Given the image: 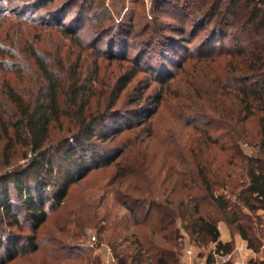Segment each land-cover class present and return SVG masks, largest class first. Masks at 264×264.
Masks as SVG:
<instances>
[{
	"label": "trees",
	"instance_id": "obj_1",
	"mask_svg": "<svg viewBox=\"0 0 264 264\" xmlns=\"http://www.w3.org/2000/svg\"><path fill=\"white\" fill-rule=\"evenodd\" d=\"M201 2L208 6L201 15L214 23L212 37L219 38L203 40L191 52L186 50L184 60L172 61L182 72L175 78L177 84L185 85L182 92L173 88V75L166 77L168 70L146 66L140 57L131 59L113 52L108 56L96 48L91 71L85 68L87 56L83 53L92 47L83 41L76 26L61 19L39 24L56 29L60 38L75 42L81 50L75 64H70L60 46L51 59L32 43L24 53L37 65L35 82L21 90L8 82L0 92L2 155L8 165L18 146L26 155L24 166L7 168L0 175V264L39 252L48 258L43 264L74 260L103 264L102 255L78 258L74 252L83 246H64L52 236L49 242L56 248L44 249L41 229L62 207L70 188L91 171L116 164V180L142 174L136 166L144 164L138 160L131 165L132 170L117 162L127 146L113 149L111 144L135 129L148 131L150 138L159 136L152 118L171 96L178 99L182 110H196L202 118L196 125L188 124L200 136L194 140L196 145L189 147L191 155L182 157L187 168L176 172L180 177L163 200L132 198L130 194L119 197L136 229L131 235L121 233L122 219L102 225L99 233L110 232L96 247L106 244L117 264H180L184 230L196 245L213 244L216 253L232 255L227 262L217 263L212 249L204 257L205 264H234V242L222 239L217 224L222 220L236 229L248 248L260 250L253 218L243 209L250 213L264 210V0ZM102 13L96 18L103 24L107 14ZM229 26L241 33L234 36L235 46H214L233 35L226 30ZM183 42L191 41L184 38ZM102 59L128 66L104 82L100 78ZM140 74H144L143 79L128 92ZM252 121L253 130L249 126ZM211 130L220 134L214 137ZM54 131L61 135L54 136ZM208 146L217 147L223 160L218 162L219 154L203 158V148ZM251 149H256L255 153L251 154ZM169 168L175 170L174 164ZM177 186L181 189L179 198L173 195L178 193ZM79 220L81 226L88 223L82 217ZM250 264L264 262L252 260Z\"/></svg>",
	"mask_w": 264,
	"mask_h": 264
},
{
	"label": "rangeland",
	"instance_id": "obj_2",
	"mask_svg": "<svg viewBox=\"0 0 264 264\" xmlns=\"http://www.w3.org/2000/svg\"><path fill=\"white\" fill-rule=\"evenodd\" d=\"M43 4L47 5L42 6ZM207 8L208 6L203 5L201 0H53L52 2L0 0V92L6 88L8 82L20 90L32 86L35 82L37 65L29 53H24L25 48L29 49L32 43L51 59L60 46L64 53H67L70 64H75L81 50L79 45H75V42L67 38H60L56 29L39 25L44 24V21L55 23L58 19L69 26H76L83 41L92 47L83 53V56H87L85 68L94 70L96 48H100L108 56L113 52L131 59L140 57L141 63L145 65L168 70L166 77L173 75L174 78L170 79L173 88L182 92L185 85L177 84L175 79L182 76V72L181 69L173 66L172 61L184 60L186 50L191 52L197 45L203 43V40L216 41L219 38L212 37L214 30L210 29H213L214 23L201 15V10ZM100 12L107 14V20L103 24L98 23L96 18ZM231 20L230 17L229 21ZM226 30L233 35L223 37L222 43H215L214 46L219 48L235 46L234 36L241 35L239 28L229 26ZM192 32L195 35H192ZM184 38H189L191 42L184 44ZM173 47L175 49H172ZM4 52H8L7 55ZM126 66L128 63L102 59L100 78L105 82ZM143 77L144 74H140L132 82L128 92H131L133 86ZM98 87L100 88L101 85ZM128 92H124L122 100ZM179 104L178 99L171 96V99H168L152 118L153 127L159 136L150 138L147 136L148 131L135 129L124 132L111 144L113 149L127 146L117 162H121L122 168L130 166L132 170L131 165L138 160L144 164V167L136 166L143 171L141 175H128L116 180L117 168L116 164H112L91 171L85 179L70 188L62 207L49 216L48 222L41 229L40 236L44 239V249L56 248L55 244L49 242L52 236L64 246H83V250L74 252L78 258L100 254L105 260L108 257L107 250L110 248L106 244L101 245V248L96 246L98 240L106 237L110 230L99 233V227L122 219L118 230L126 235L133 233L136 229L134 221L118 198L130 194L132 198L163 200L170 193L174 180L180 177L176 172H184L187 168L182 163V157L188 158V155H191L190 152L188 153L189 147L195 146L197 141L194 140L200 136V132L196 131L193 125L188 124L196 125L202 118L196 114L198 113L196 110H182ZM121 105L122 102L119 103V106ZM249 126L251 130L255 129L253 121L249 122ZM211 132L214 137L220 134L214 130ZM60 135L61 133L54 131V136ZM3 143L0 140V175L7 168L24 166L26 163L25 149L18 146L11 153V163L8 165L2 155ZM255 150L251 149L250 153H255ZM202 153L203 158H209L210 154H219L217 147L211 146L204 147ZM220 160H223L221 154L218 155V162ZM170 164H174L175 170H170ZM177 190L178 193L173 195L179 198L180 187L177 186ZM243 211L253 218L254 232L260 239V250L255 252L249 248L244 264H250L252 260L264 262V210H258L256 213H250L247 209ZM210 213H213L212 209ZM95 215H97L96 219ZM81 217L88 221L85 226L77 222ZM103 219L105 222H102ZM217 224L222 239L232 240L234 248L237 244L246 245L233 226L222 220ZM182 232L184 246L180 264H202L205 262L204 257L207 252L212 249L218 263L229 260L220 262L215 245L198 246L186 231L182 230ZM93 236L96 238L95 241L92 239ZM188 249L192 250L190 257L187 256ZM110 251L112 252L111 249ZM47 260L44 252H39L28 257H20L10 264H43ZM63 264H79V261H64ZM110 264H117L116 260Z\"/></svg>",
	"mask_w": 264,
	"mask_h": 264
},
{
	"label": "built area",
	"instance_id": "obj_3",
	"mask_svg": "<svg viewBox=\"0 0 264 264\" xmlns=\"http://www.w3.org/2000/svg\"><path fill=\"white\" fill-rule=\"evenodd\" d=\"M92 239H93V241H95L96 240L95 236H93ZM248 250H249V248L247 245L237 244L235 249H234V252L236 254L235 259L236 258L237 259L236 260L234 259V264H244V259L246 257ZM107 251H108V257H106V259L103 261V264H110L111 262L115 261V258L112 255V252L110 251V249ZM191 255H192V250L188 249L187 250V256L190 257ZM218 255H219L220 262L227 261L228 259H230L232 257L231 254L225 255V257H223L220 254H218ZM202 264H205V262L204 263L202 262Z\"/></svg>",
	"mask_w": 264,
	"mask_h": 264
},
{
	"label": "crops",
	"instance_id": "obj_4",
	"mask_svg": "<svg viewBox=\"0 0 264 264\" xmlns=\"http://www.w3.org/2000/svg\"><path fill=\"white\" fill-rule=\"evenodd\" d=\"M243 241H244V240H243ZM244 242H245V241H244ZM247 254H248V252H247ZM247 254H246V255H247Z\"/></svg>",
	"mask_w": 264,
	"mask_h": 264
}]
</instances>
